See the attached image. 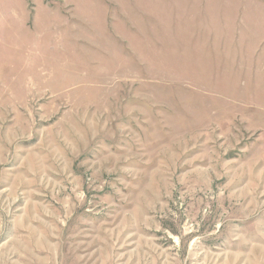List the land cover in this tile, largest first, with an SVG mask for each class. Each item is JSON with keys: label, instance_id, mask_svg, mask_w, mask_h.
I'll return each mask as SVG.
<instances>
[{"label": "rangeland", "instance_id": "rangeland-1", "mask_svg": "<svg viewBox=\"0 0 264 264\" xmlns=\"http://www.w3.org/2000/svg\"><path fill=\"white\" fill-rule=\"evenodd\" d=\"M0 264H264V0H0Z\"/></svg>", "mask_w": 264, "mask_h": 264}]
</instances>
